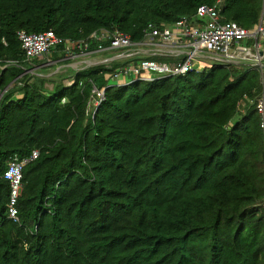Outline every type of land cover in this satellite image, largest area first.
Here are the masks:
<instances>
[{
    "label": "trees",
    "instance_id": "1",
    "mask_svg": "<svg viewBox=\"0 0 264 264\" xmlns=\"http://www.w3.org/2000/svg\"><path fill=\"white\" fill-rule=\"evenodd\" d=\"M204 5L252 31L264 0H0V264H264V133L254 105L264 70L214 62L110 85L117 69L142 60L187 59L136 57L56 81L28 74L44 60L26 61L17 38L118 30L138 43L149 25L194 21ZM94 90H104L98 106ZM33 151L15 222L3 174Z\"/></svg>",
    "mask_w": 264,
    "mask_h": 264
},
{
    "label": "built area",
    "instance_id": "2",
    "mask_svg": "<svg viewBox=\"0 0 264 264\" xmlns=\"http://www.w3.org/2000/svg\"><path fill=\"white\" fill-rule=\"evenodd\" d=\"M17 38L26 61L44 60L47 63L50 62L51 55L58 52L60 46L63 47L65 59L73 58L77 53L91 56L93 52L96 54L118 52L122 54L118 55L117 59L120 57L131 58L133 55L140 54L139 51L143 50L142 48L152 49L148 51L149 57H176L170 48L168 49V43L179 44V41L183 39L191 41L189 51L184 54L187 58L184 62L167 64L145 59L138 64L117 69L110 78L112 86H124L137 80L152 81L156 79L147 75L149 72L157 73V79L198 72L200 69L193 65L194 58L208 59L224 64L247 63L252 68H258L257 65L264 60L259 56L261 46L264 44V17L254 30L249 31L241 28L235 22L223 20L215 6L205 5L197 9L194 21L182 17L172 26L161 25L160 28H156L149 25L145 40L138 43L132 42L128 36L118 30L111 32L100 30L92 33L87 40L81 41L62 40L56 37L52 31L36 34L19 31ZM242 41H246V44L251 42V46L246 47L245 51L238 47ZM171 47L175 48L176 46ZM133 50L136 52L123 54ZM145 53L146 50L142 52L143 55ZM146 57L148 56L146 55ZM103 92L104 90L97 92L99 100L94 102L95 106L105 100ZM254 105L260 116V127L264 133V91L255 100ZM238 108L242 110L243 104L240 103ZM38 155V151H33L29 159L19 160L16 156L13 157L3 174V178L9 183L10 188L7 214L8 218L15 222L18 221L17 203L22 189V169L26 164L37 159ZM262 207L264 209V202Z\"/></svg>",
    "mask_w": 264,
    "mask_h": 264
},
{
    "label": "rangeland",
    "instance_id": "3",
    "mask_svg": "<svg viewBox=\"0 0 264 264\" xmlns=\"http://www.w3.org/2000/svg\"><path fill=\"white\" fill-rule=\"evenodd\" d=\"M251 46V42H249V44H246V41H242L238 47H240L243 51L246 50V47ZM143 50H140V54L138 55H133V57L131 58H136V57H141L144 58L146 57L145 55L142 54V52H144V50H146L147 48H142ZM136 50L133 51H129V52H125L123 53L124 55L127 53H135ZM138 52V51H137ZM122 53H110V54H104V55H91V56H86L84 54H78L76 56H74L73 58L69 57L66 58L60 62H55L54 59H50L47 63V61L44 62H40L39 65H35V69L34 70H30L28 72V74H32L34 76L40 77V78H45V79H51V80H56L58 79V76H64L66 74L69 73H74L80 70H84L86 68L89 67H93V66H98V65H102V64H109L112 62V60H117L119 62L125 61L129 58H123L120 57L119 59H117L118 55H121ZM180 56H184V55H180ZM153 57H158V56H153ZM161 57V56H159ZM193 65L195 68H198L200 70H202L205 67H208L209 64L208 62H205L203 60L200 59H193ZM264 63V60H263ZM36 64V63H35ZM149 76L157 78L158 74L157 73H152L149 72L148 73ZM66 84H69L70 81L67 80L65 81ZM112 85V84H110ZM48 88H51L52 85L48 84L47 85Z\"/></svg>",
    "mask_w": 264,
    "mask_h": 264
},
{
    "label": "crops",
    "instance_id": "4",
    "mask_svg": "<svg viewBox=\"0 0 264 264\" xmlns=\"http://www.w3.org/2000/svg\"><path fill=\"white\" fill-rule=\"evenodd\" d=\"M191 41L190 40H186V39H183V40H181V41H179V44H175L174 45V42H173V44L171 45L170 43H168V49L170 48V51L172 52V53H174V55L176 56V57H179L180 55H184L186 52H188L189 51V43H190ZM171 46H176L175 48H173V47H171ZM152 49L151 48H147L146 49V53H145V56L147 55L148 57L150 56V54L148 55V51H151ZM111 52H109V53H107V52H103V53H97L98 55H104V54H110ZM96 53L95 52H93V54H91V55H95ZM200 60H203V61H205V62H208V64L210 65L211 63H214L213 61H210V60H208V59H200ZM174 63V62H173ZM170 64H172V63H170ZM148 75V74H147ZM157 79V78H156Z\"/></svg>",
    "mask_w": 264,
    "mask_h": 264
},
{
    "label": "water",
    "instance_id": "5",
    "mask_svg": "<svg viewBox=\"0 0 264 264\" xmlns=\"http://www.w3.org/2000/svg\"><path fill=\"white\" fill-rule=\"evenodd\" d=\"M264 17V7H263V12H262V17H261V19ZM259 56L260 57H263V59H264V44L261 46V51L259 52ZM258 66V68H260V69H262V70H264V63L262 62V63H260L259 65H257ZM3 96V94H1L0 95V100H1V97Z\"/></svg>",
    "mask_w": 264,
    "mask_h": 264
}]
</instances>
